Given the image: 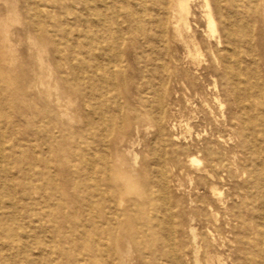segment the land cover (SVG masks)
Returning <instances> with one entry per match:
<instances>
[{"label":"rangeland","instance_id":"obj_1","mask_svg":"<svg viewBox=\"0 0 264 264\" xmlns=\"http://www.w3.org/2000/svg\"><path fill=\"white\" fill-rule=\"evenodd\" d=\"M31 1L0 0V85L6 81V90H9L0 91V101L11 95L7 119L0 118V184L8 186V193L18 203L24 225L28 223L25 214L32 205L27 207L20 201L21 191L31 186L17 185V178L30 179L38 191L47 188L46 193H41L43 197L31 190L32 197L39 203L35 209L32 206L37 221L34 230L22 234V242L48 250L53 248L55 252L57 248L67 250L74 264L81 263L75 259H79L82 252L79 243L82 229H78L81 201L76 187L82 156H95L92 158L96 162L95 175L103 186L106 180L101 170L105 168L110 171L111 183L117 181L121 185L125 200L128 182L130 197L142 204L144 199L138 194L142 193L143 186L153 189L156 160L163 155L172 175L169 197L174 247L182 257V264H204L208 226L206 213L199 208L204 190L194 170L196 166L187 162L186 157L192 158V154L183 153L190 149L195 137L189 133V127L194 123L192 90L196 75L194 70L182 68L188 53L175 39V0H131L135 4L130 5L125 0L108 5L94 0L98 7L81 3L60 12L58 3L65 0H49L55 12L51 17L44 15L46 23L30 19L28 5ZM203 5L204 0H195L190 15L192 35L200 41H206L208 33ZM236 5V8L226 5L224 10L233 14L235 23L241 22V30L252 34L254 45L253 62H243V79L260 85L264 96V0H238ZM238 9L241 16L236 12ZM131 14L133 19H130ZM139 27H143L142 36L137 32ZM220 34L219 27L212 37L215 45ZM57 47L60 54L56 52ZM203 52L208 60L207 48L204 47ZM84 58L90 71L95 70L99 78L92 96L97 100L95 116L92 109L83 108L80 84L70 66L79 65ZM174 71L182 78L181 82L175 80ZM215 80L217 92H211L220 96L223 114L229 120L235 114L232 85L219 75ZM210 83L214 85L212 79ZM151 91L160 94L159 103L150 97ZM157 104L160 106L158 115ZM224 135L229 140L231 133L226 131ZM231 138L234 139V135ZM258 143L264 152L263 134H259ZM244 149L250 148L244 144L241 149H235L231 139L226 145V150L236 153L229 156L232 178L226 182V194L230 197L252 189L243 170L246 167L253 172L254 167ZM234 157L237 159L235 167ZM40 174L47 181L40 182L37 178ZM198 188L202 194H198ZM2 192L0 188L1 219L2 212L10 210L9 200L2 198ZM234 201L241 203L239 199ZM246 203L243 214L248 232L253 234L251 223L256 220L259 202L249 198ZM127 207L126 202L117 205L121 213ZM161 212L164 219L168 213L164 209ZM9 214L12 216L11 210ZM46 214L49 218H45ZM64 219L67 222L62 224ZM123 220L127 226L128 219ZM41 225L47 228L41 229ZM142 225L152 227L146 219ZM55 226L59 234L52 233ZM121 227L115 224L120 237L114 236V264H170L166 246L156 235L141 237V245L136 246ZM167 230V227L163 230L164 236ZM245 234L238 222L223 226L224 244L211 251L219 254L225 264H241ZM89 236L90 240L97 239L100 243L109 240L93 232ZM192 237H196V243ZM195 249L197 255L193 252ZM86 252L93 263L100 259ZM24 256L21 251L18 264H27ZM27 259L29 264H60L48 255L40 257L35 250Z\"/></svg>","mask_w":264,"mask_h":264},{"label":"bare ground","instance_id":"obj_2","mask_svg":"<svg viewBox=\"0 0 264 264\" xmlns=\"http://www.w3.org/2000/svg\"><path fill=\"white\" fill-rule=\"evenodd\" d=\"M194 1H174L173 20L175 22L173 23L175 39L179 40L188 53L187 58L182 63V68L189 71L194 70V74L196 75L194 78L195 86L192 90V99L195 102L194 123L189 127V133H193L195 137L191 140L190 149L184 150L183 153L184 155L192 154V158L187 156L186 159L188 161H186L196 166L195 168L197 169H193L197 170L196 173L199 175L198 180L199 182L201 181V186L204 190V200L199 207L206 213L204 218L208 226L203 254V257L206 259L204 264H225L221 259L222 257L216 252H212L211 249H219L224 244L222 242L221 228L226 225L233 226L236 222L246 231L243 239L241 264H264V152L263 146L258 143L259 134H263L264 136V96L260 85H252L243 79L245 73L243 62H253L254 60L252 34L241 30V22L235 23L233 14L224 10L226 5L236 8L238 0H204L203 7L206 12L208 33L207 40L200 41L192 35L190 23L191 6ZM48 2L49 0H32L28 5L30 19L46 23L44 15L51 17L55 12L54 7ZM100 2L103 5H108L117 3L119 0H100ZM125 2L128 5L135 4L131 0H125ZM81 3L86 6L91 4L98 7V4L94 0H65L64 3H58L60 4L59 12L64 8H72ZM236 12L240 15L239 9ZM130 19H133V14H131ZM237 20L239 21V19ZM219 27L221 34L216 38L217 45H215L212 37H215L214 35L218 32ZM143 31V27L137 29V32L141 36L143 35ZM204 47L207 48L208 60L203 55ZM56 52L60 54L59 47H57ZM84 59V62H80L77 66L75 64L69 65L73 66L71 70L75 73L76 80L80 84L83 108L85 111L92 109V114L95 116L97 100L92 96L95 95V85L99 82V78L95 70L90 71L87 58ZM70 61L69 59L68 62ZM174 74L175 80L181 82L182 78L179 79L176 71H174ZM217 75L232 85V94L235 97V114L229 120H226L223 114L224 104L220 96L211 92H217V82L215 80ZM211 79L214 81L213 86L210 83ZM6 89H8L7 82L3 81L0 85V91L8 92L9 90L7 91ZM149 95L156 103L160 102L161 96L157 91H151ZM10 97L11 95L8 94L5 99L0 101V118L7 119ZM159 109L160 106L157 104L156 115H158ZM226 131H230L229 140H233L235 149H241L244 144L250 148L244 149V151L252 159L254 167L253 172L246 167L243 170V174L247 176L246 182L252 186L251 192H244V194L237 193L234 197L226 194V182L232 178V173L229 170V156L232 154L236 156V153L226 150V145L229 141L224 135ZM232 135H234V139L231 138ZM92 158H95V156L90 157L88 154L82 156L83 165L79 170L81 174L79 186H76L79 189L81 201V211L79 212L80 226L78 229H82L80 231L81 241H79L82 252L80 255L81 259L73 256L77 258L75 260L78 263L81 262L79 264H114L115 256L113 249L115 247L114 239H116L114 236L118 235L117 238L120 237L118 231L115 230V224L119 223V226L125 229L127 237L132 244L140 246L141 237L150 238L151 235H156L157 239L166 246L170 264H182V257L174 247L172 236L173 222L169 197V184L171 183L172 175L166 164L165 157L163 155L157 157L154 167L157 176L154 179L155 184L153 185V189L146 185L143 186L142 193L138 194V196L144 199L142 204L130 197L128 182L125 192L127 199L125 200L124 193L120 190L121 185L117 181L113 182L114 184L111 183L110 171L105 168L101 170L106 180L103 186L101 180L95 175L96 162ZM200 158L205 161L203 162L204 166L201 165L203 163L200 162ZM236 162L237 159L234 157V167L236 166ZM37 178L40 182L43 180L47 181L46 177L42 174L38 175ZM17 182V185L31 186V188L21 191L20 201L24 202L27 207L29 204L32 205L34 209L35 206H39L38 201L32 197L31 190H34L33 193H39L42 196L41 193H46L47 188L42 186L43 188L38 191L28 178L23 180L17 178ZM1 184L0 188L4 191L1 193V196L9 200L10 208L8 209L12 211V216L9 214L10 210H8L6 213L2 212L3 218H0V264H18L21 251H23V255L25 254L26 263L29 264L27 257L28 255H32L34 250L39 252L40 257L50 256L53 262L74 264V259H72L71 254H69L70 252L67 250L57 248L55 252L53 248L48 250L22 242V234L34 230L33 226L37 221L35 214H33L35 210L30 206L25 214L28 223L26 225L22 224L21 210L18 203L8 193V186ZM199 189L198 194H202L199 193ZM119 192L120 195H118ZM249 198H253L254 201L259 202L254 216L256 220H253L251 223L253 224V234H249L248 222L243 214V207H246V202ZM146 199L149 200L150 204L147 203ZM235 199H239L240 205L235 203ZM124 202L128 204V207L121 213L117 209V205H122ZM230 202L232 203L230 204ZM0 209L2 211L1 206ZM163 209L168 213L164 215V219L161 212ZM122 217L128 219L129 224L127 226L123 223ZM45 218H49L48 214H46ZM145 219L151 223L152 227L150 229L142 225ZM65 222H67L66 219L62 220L61 223L64 224ZM194 223L195 221H193ZM41 226V229L47 228L44 225ZM166 227L169 230H167V234L164 236L163 230H166ZM91 232L95 236L109 237V240L104 243L96 241L97 239L90 240L89 234ZM52 233L59 234L56 226ZM196 237H192L194 243H196ZM86 250L92 253V255L99 256L98 262L93 263L91 256ZM193 252L196 255L198 254L196 249Z\"/></svg>","mask_w":264,"mask_h":264}]
</instances>
